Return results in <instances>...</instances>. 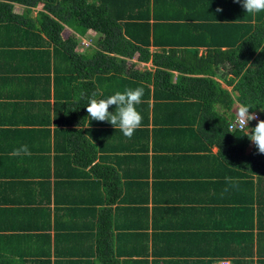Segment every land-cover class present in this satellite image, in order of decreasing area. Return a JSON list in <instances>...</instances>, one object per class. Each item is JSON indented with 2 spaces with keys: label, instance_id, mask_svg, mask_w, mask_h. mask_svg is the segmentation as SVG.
<instances>
[{
  "label": "crops",
  "instance_id": "1",
  "mask_svg": "<svg viewBox=\"0 0 264 264\" xmlns=\"http://www.w3.org/2000/svg\"><path fill=\"white\" fill-rule=\"evenodd\" d=\"M37 7L28 8L32 17ZM41 10L34 17L36 20ZM14 12L25 14L26 7L15 4ZM173 13L169 10L168 15ZM67 28L74 34L65 38ZM65 30L63 39H76L77 46H71L72 49L77 55L86 53L90 60L92 50H98L100 34L90 31L98 37L96 47L92 48L80 44L90 32L82 36L69 26ZM42 36L52 43L51 39ZM20 43L23 42L6 35L0 26V194L5 193V197L13 200L17 207L34 198L37 205L51 208V222L45 219L40 223L45 227L50 225L47 234L51 235V240L55 239L54 246L59 242L64 248L78 250L86 264H264V197L260 185H245L244 178L236 175V162L231 165L230 160L224 159L231 143L221 138L224 152L220 156L218 145L210 146L206 142L198 101L195 104L192 98L181 100L189 103L183 110L172 99L155 100V93L159 95L158 99L162 97L157 92L177 93L176 76L155 79L157 71H171L156 65L153 57L143 62L140 54L129 59L108 53L123 61L116 66L117 72L121 73V67L126 66L127 72L139 70L150 82L147 83L149 93L144 92L150 96L147 131L137 129L129 139L107 121L90 120L88 113L83 114L85 109L81 108L93 92L97 98H106V92H123L119 84L122 76L117 78V84H110L109 76L116 74L112 70L110 75H104V85L94 89L86 76L81 78L72 72V68L68 71L69 66L60 64L61 72L69 77L67 89L63 91H72L74 96L80 97L72 106H66L84 116L85 123L78 128H82L86 139L97 151L94 162L82 166L72 164L71 153L66 155L61 151L58 141L63 140V135L58 133L71 127L64 126L54 116L53 123L46 126L51 141L50 148L45 151L42 142L48 139V133L38 131L45 127L30 122L29 117L37 108L32 107L34 90L28 84L32 67H29V47ZM36 43H41L38 46L41 52L45 48L42 41L37 39ZM49 49L53 55V47ZM145 50L153 55L162 53L161 49L154 47ZM129 64L131 68H128ZM51 73H56L54 68ZM155 80L159 83H154ZM54 82L52 79L51 96L40 99L42 104L50 105L46 110L52 112L59 102L55 97ZM168 82L172 85H167ZM79 87L85 90L78 91ZM133 87L135 89L136 85ZM66 101L61 102L66 104ZM156 104L168 105L162 109L164 118L158 122L154 121ZM114 111L115 107L110 106L109 112ZM54 120H58V124ZM69 120L66 117L65 122ZM182 120L185 123L182 124ZM176 123L178 127H174ZM32 130L36 132H30ZM212 135L213 132L209 133V137ZM167 141L174 144L160 151L159 144ZM22 144L28 145L31 156L10 155ZM177 145L179 150L175 149ZM203 145L207 149H201ZM249 147L246 155L251 153L254 144L251 149ZM93 155L92 151H85V163ZM225 177L233 179L226 182ZM164 179L174 183L171 188L181 189L175 201L181 211L173 217L169 213L154 215L138 198L145 188L140 182H149L152 189L153 184L160 181L157 188H165ZM198 182L204 183L196 187L192 185ZM153 204L151 201L150 206ZM101 213L110 215L107 225ZM99 221L104 227H100ZM51 259L53 264L57 262L55 255ZM77 259L79 257H73L72 261Z\"/></svg>",
  "mask_w": 264,
  "mask_h": 264
},
{
  "label": "trees",
  "instance_id": "2",
  "mask_svg": "<svg viewBox=\"0 0 264 264\" xmlns=\"http://www.w3.org/2000/svg\"><path fill=\"white\" fill-rule=\"evenodd\" d=\"M15 4L25 6L26 13H15ZM40 5L42 10L36 20L28 8ZM217 8L222 11L217 12ZM169 10L175 13L168 15ZM0 26L6 35L23 42L20 45L29 47L32 76L28 84L34 90L32 96L35 103H32V107H37L35 114L29 118L31 123L45 127L39 132L48 133V139L42 142L45 151L50 148L51 141L46 126L53 123L51 120L55 116L64 126L71 127L58 133L63 135V140L58 141L62 146L61 151L66 155L71 153L72 164L85 166L92 164L96 158V148L86 139L82 128H78L85 123L84 116L67 107L78 102L80 97L74 96L72 91H63L67 89L69 77L61 72L60 64L69 66L68 71L72 68V72L81 78L86 76L94 89L95 86L102 87L104 75H110L113 70L116 74L109 76L110 84H117V78L122 76L119 84L124 90L127 86L136 85L147 94V83L150 82H147L149 80L144 74L132 69L133 72L129 73L126 66L121 67V73L117 72L116 66L123 61L108 55L133 59L140 54L141 61L148 62L153 57L156 65L171 71H157L155 79L177 77V93L157 92L162 97L158 99L159 95L155 93V100L172 99L183 110L188 108L189 103H182L181 100L192 98L195 104L198 101L206 142L210 146L218 145L220 156L224 152L221 138L231 143L224 159L230 160L231 165L236 162V175L244 178L242 182L245 185L259 184L264 197V154H259L254 146L251 153L246 155L251 144L244 136L247 131L229 129L234 120L232 109L237 101L251 105L250 113L259 112L264 118V11L247 14L242 5L234 0H0ZM66 26L82 36L90 31L100 34L98 50H92L90 60L86 53L77 55L72 49L71 46H77L76 39H63ZM42 35L51 39L52 43ZM36 38L45 47L41 52L38 50L41 43H36ZM49 47H53V55ZM150 47L161 49L162 53L153 55L145 50ZM201 50L205 53H200ZM52 68L56 73H51ZM174 71L179 74L175 75L172 73ZM52 79L55 80V97L60 102L56 103L54 112L46 110L50 106L48 103L40 102V99L51 96ZM219 81L232 87V90L223 88ZM154 83H159V80ZM167 85L172 84L168 82ZM84 90L78 88V91ZM110 95L112 93L106 92L107 97ZM63 99L67 100L66 104L61 102ZM149 99L150 96L143 95L142 103L136 106L143 118L139 128L142 132L147 131L145 126L149 122ZM167 107L154 105L155 122L164 118L162 109ZM81 108L85 109V114L84 104ZM66 117L70 119L67 122ZM58 120H54L56 124ZM181 123H185V120ZM174 125L178 127L179 124ZM212 132L213 135L209 137ZM173 144L167 141L159 144L158 149L163 151ZM175 149L179 150V145ZM201 149H207L206 145ZM85 151L94 153L88 163H85ZM144 160L148 162L147 157ZM164 180L162 184L165 188H157L160 181L155 182L152 189L149 182H140L145 188L138 198L145 204L146 210H152L154 215L169 213L173 217L181 211L175 202L181 189L171 188L174 183ZM203 183L191 184L196 187ZM259 188L257 191L261 195ZM34 201V198H29L24 206L17 207L13 200L5 197V193L0 194V264H53V255L57 257L55 264H86L78 250L64 248L59 242L54 246L55 239L51 240V235L47 234L50 225L45 227L40 223L45 219L51 222V208L37 205ZM151 201L154 203L152 206ZM101 215L107 225L110 215ZM99 224L104 227L101 222ZM161 234L165 235V232ZM73 257H79V260L72 261Z\"/></svg>",
  "mask_w": 264,
  "mask_h": 264
},
{
  "label": "clouds",
  "instance_id": "3",
  "mask_svg": "<svg viewBox=\"0 0 264 264\" xmlns=\"http://www.w3.org/2000/svg\"><path fill=\"white\" fill-rule=\"evenodd\" d=\"M240 3L247 14H255L264 11V0H234ZM217 12L222 9L217 8ZM144 89L142 87L126 88L123 92L116 91L106 98H97L95 92L87 97L84 105L90 120L109 122L116 130L119 129L127 138H131L134 132L142 125V115L136 106L142 103ZM110 106H115L114 112H109ZM251 105L237 101L234 109V120L230 127L233 129L247 130L246 135L249 141L254 144L259 154H264V120L258 118L255 112L250 113ZM262 111V110H261ZM261 115V114H260ZM256 121L255 127L249 128L250 121ZM231 133V132H230ZM12 156H31L27 144L15 148ZM233 178L225 177L226 182ZM227 191V189H225Z\"/></svg>",
  "mask_w": 264,
  "mask_h": 264
},
{
  "label": "rangeland",
  "instance_id": "4",
  "mask_svg": "<svg viewBox=\"0 0 264 264\" xmlns=\"http://www.w3.org/2000/svg\"><path fill=\"white\" fill-rule=\"evenodd\" d=\"M41 8H42V6L40 5V6L37 7L36 10L33 11V12H34V17L37 16V13H38V11H39ZM71 34H72V35L74 34L73 31L67 28V29L65 30V34H64V36H65V38H67V37H69ZM97 40H98V37H97L93 32H90L86 37H84V38L81 39L80 44H81V46H86V47L89 46V47L94 48V47H96V42H97ZM201 53H205V52L202 51ZM133 62L135 63L136 60H133ZM133 62H130V64H131V65H134ZM136 63H137V62H136ZM130 64L128 65V68H131V65H130ZM137 67H138V68H141V66H140L138 63H137ZM219 82L221 83V85H222L225 89H228L229 91L232 90V87H228L223 81H219ZM235 107H236V103L234 104L233 112H234ZM258 113H259V112H258ZM259 114H260V113H259ZM252 147H253V144H251V146L249 147V149H251Z\"/></svg>",
  "mask_w": 264,
  "mask_h": 264
},
{
  "label": "built area",
  "instance_id": "5",
  "mask_svg": "<svg viewBox=\"0 0 264 264\" xmlns=\"http://www.w3.org/2000/svg\"><path fill=\"white\" fill-rule=\"evenodd\" d=\"M255 113L257 114V116H258L259 119L264 120V118H263L258 112H255ZM230 124H231V123H230ZM255 124H256V121H255V120L250 121V122H249V128H253V127H255ZM229 129H230L231 131H247L246 129H245V130L233 129V128H231L230 126H229ZM222 264H229V263H228V262H223Z\"/></svg>",
  "mask_w": 264,
  "mask_h": 264
}]
</instances>
